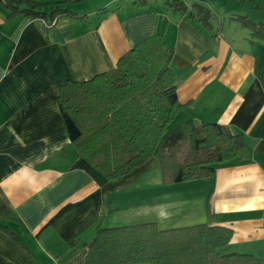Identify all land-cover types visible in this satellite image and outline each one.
<instances>
[{
	"label": "crops",
	"instance_id": "obj_1",
	"mask_svg": "<svg viewBox=\"0 0 264 264\" xmlns=\"http://www.w3.org/2000/svg\"><path fill=\"white\" fill-rule=\"evenodd\" d=\"M182 1L186 15L164 0H84L72 5L75 10L65 6L81 19L55 25L28 17L10 21L0 4V214L11 213L28 229V250L0 229V264H86L99 228L207 224L208 203L215 225L233 230L222 252L264 264V42L254 43L236 20L249 16L264 24V0H255L259 9L237 0ZM195 4L213 12L212 30L192 17ZM154 35L173 50L170 66L186 105L170 129L188 121L221 124L247 143L244 157L218 165L214 178L164 186L153 157L108 182L66 132L59 87L114 70ZM138 181L152 186L140 190V207L131 202ZM148 209L152 213H139ZM0 224L19 231L13 222Z\"/></svg>",
	"mask_w": 264,
	"mask_h": 264
},
{
	"label": "trees",
	"instance_id": "obj_2",
	"mask_svg": "<svg viewBox=\"0 0 264 264\" xmlns=\"http://www.w3.org/2000/svg\"><path fill=\"white\" fill-rule=\"evenodd\" d=\"M84 0H0L8 19H40L47 23L82 17L63 6ZM176 14L186 15L182 0H164ZM248 3L251 0H238ZM193 18L212 30L213 12L195 4ZM251 31L254 43L264 42V24L237 17ZM173 50L154 35L123 56L117 67L90 80L68 81L59 87L58 103L66 132L77 150L108 182L125 177L157 157L166 185L214 178L217 166L244 157L242 135L221 124L188 121L170 126L186 105L177 95ZM207 224L161 230L157 223L112 229L99 228L87 245L86 264H261L251 255L223 253L233 230L215 225L208 203ZM0 219L19 231L0 229L28 250L25 224L11 213Z\"/></svg>",
	"mask_w": 264,
	"mask_h": 264
},
{
	"label": "rangeland",
	"instance_id": "obj_3",
	"mask_svg": "<svg viewBox=\"0 0 264 264\" xmlns=\"http://www.w3.org/2000/svg\"><path fill=\"white\" fill-rule=\"evenodd\" d=\"M238 1V0H237ZM240 2V1H239ZM242 3V2H241ZM248 3H255V7H256V9H259V6H258V4H260V3H257L255 0H251V1H249ZM242 4H245V3H242ZM73 4H69L67 7H70L72 10H75L76 9V7L74 8L73 6H72ZM64 8H65V6H63ZM78 9V8H77ZM71 11V10H70ZM246 18H248V19H250V17L249 16H247ZM251 20V19H250ZM252 21V20H251ZM172 128V127H171ZM141 181H138L137 182V184H136V187H137V189H136V191H135V193L132 195L133 196V198H131V202L133 203V204H136V207H140V206H143L144 205V203H143V201H144V193H142L143 191H140V190H145V189H147V188H151L152 186H150V185H148L147 186V188H146V186H145V181H142V183H140ZM148 184V183H147ZM155 184H153V188H156L155 186H154ZM164 186H171V185H166V184H164ZM140 187V188H139ZM139 189V190H138ZM171 191H175V189L176 188H169ZM180 189V188H179ZM140 191V192H139ZM141 194V195H140ZM141 204V205H140ZM152 213V211L150 210V209H148V210H140L139 211V213Z\"/></svg>",
	"mask_w": 264,
	"mask_h": 264
},
{
	"label": "built area",
	"instance_id": "obj_4",
	"mask_svg": "<svg viewBox=\"0 0 264 264\" xmlns=\"http://www.w3.org/2000/svg\"><path fill=\"white\" fill-rule=\"evenodd\" d=\"M52 24L55 25L56 24V20H54Z\"/></svg>",
	"mask_w": 264,
	"mask_h": 264
}]
</instances>
